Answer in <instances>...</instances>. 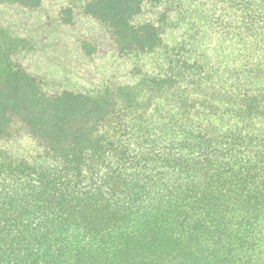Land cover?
Wrapping results in <instances>:
<instances>
[{"label":"trees","instance_id":"1","mask_svg":"<svg viewBox=\"0 0 264 264\" xmlns=\"http://www.w3.org/2000/svg\"><path fill=\"white\" fill-rule=\"evenodd\" d=\"M0 264H264V0H0Z\"/></svg>","mask_w":264,"mask_h":264}]
</instances>
